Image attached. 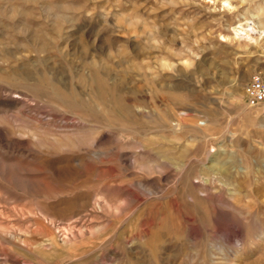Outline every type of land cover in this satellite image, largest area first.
Wrapping results in <instances>:
<instances>
[{
  "label": "rangeland",
  "instance_id": "rangeland-1",
  "mask_svg": "<svg viewBox=\"0 0 264 264\" xmlns=\"http://www.w3.org/2000/svg\"><path fill=\"white\" fill-rule=\"evenodd\" d=\"M260 70L264 0H0V264H264Z\"/></svg>",
  "mask_w": 264,
  "mask_h": 264
},
{
  "label": "built area",
  "instance_id": "built-area-1",
  "mask_svg": "<svg viewBox=\"0 0 264 264\" xmlns=\"http://www.w3.org/2000/svg\"><path fill=\"white\" fill-rule=\"evenodd\" d=\"M246 105L256 108L264 104V70L256 72L244 86Z\"/></svg>",
  "mask_w": 264,
  "mask_h": 264
},
{
  "label": "bare ground",
  "instance_id": "bare-ground-1",
  "mask_svg": "<svg viewBox=\"0 0 264 264\" xmlns=\"http://www.w3.org/2000/svg\"><path fill=\"white\" fill-rule=\"evenodd\" d=\"M247 28L252 29L253 28L252 23H247L245 26L240 24L238 27H234L233 30H234L235 35L241 38L243 36V33L246 32Z\"/></svg>",
  "mask_w": 264,
  "mask_h": 264
}]
</instances>
